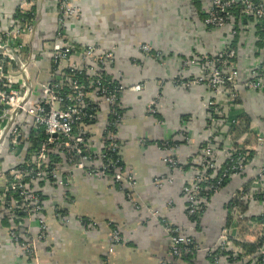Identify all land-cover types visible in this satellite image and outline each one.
Instances as JSON below:
<instances>
[{
    "label": "crops",
    "instance_id": "0c3cea01",
    "mask_svg": "<svg viewBox=\"0 0 264 264\" xmlns=\"http://www.w3.org/2000/svg\"><path fill=\"white\" fill-rule=\"evenodd\" d=\"M258 1L264 3V0ZM44 3L42 11L39 5L35 7L34 51L50 48L57 32L53 0H44ZM195 3L193 0L70 2L76 16L66 23L67 37L112 51L115 58L108 70L109 78L128 88L134 85L143 87L140 92L128 89L122 93V121L117 129L120 160L135 181L133 199L129 201L125 192L120 191L110 179L88 177L80 171L70 175L66 199L61 197L60 188L55 184L39 185L44 197L40 218L46 226L45 238H37L40 224L36 218L39 217L23 218L18 226L20 229H16L30 238L29 244L35 248L33 255L23 253L11 240L12 229L4 219L0 205V264L172 262L169 237L163 223L180 227L193 238L200 249L192 256L193 264H212L204 250L215 246L222 230L231 225L227 201L254 178L262 160V156L253 152V146L255 133L264 136V96L240 87L234 102H230L225 93L218 97L220 117L215 137L217 142H221L215 146V160L222 165L226 156L238 148L253 152L252 159L245 175L233 176L219 194L208 197L204 214L192 222L185 213L181 188L191 177L199 150L209 137L211 127H207L206 121L209 103L214 96L204 85L181 87L177 86L180 81L176 80L182 82V79L202 74L200 66L183 69V61L195 56L211 57L228 44L236 51L234 63L242 83L248 79L249 70L258 57L262 33L258 27L251 26L247 36L240 35L232 41L230 29L210 30L206 27V0ZM17 8L29 9L28 6L22 8L19 0H0L2 27L18 25L14 20ZM143 45L149 46L151 53H159L161 58L142 53L140 47ZM16 46L20 49L25 47L21 37ZM19 52L25 57L30 56L22 50ZM30 73L32 88L48 81L51 73L48 59L43 61L38 72L32 70ZM148 105L155 106L154 116L146 114ZM108 113L106 106L99 105L94 119L82 126L90 150L95 154L104 147L103 133ZM234 120L237 126L233 129L231 122ZM163 141L180 144L173 156L183 168L182 173L169 169L163 163L164 155L156 144ZM261 152L264 153V149ZM156 179H172V182L157 187L154 185ZM253 201L252 196V200L245 204L246 215L261 213L259 204L253 203L251 208ZM59 209L67 217L66 223L57 217ZM148 210L157 211V219ZM114 229L122 237L118 245L111 242ZM241 229L239 226L232 230L233 236L241 243L239 245L254 244L261 234L264 239V230L256 235ZM178 264L190 263L179 261Z\"/></svg>",
    "mask_w": 264,
    "mask_h": 264
},
{
    "label": "built area",
    "instance_id": "2783aa9c",
    "mask_svg": "<svg viewBox=\"0 0 264 264\" xmlns=\"http://www.w3.org/2000/svg\"><path fill=\"white\" fill-rule=\"evenodd\" d=\"M64 1L60 0L59 4ZM36 2L37 0H19L22 8L29 7L26 11L36 7ZM69 4L62 3L63 10L58 14L56 40L45 53L51 60V73L48 81L40 84L38 99L34 98L35 93L29 84L28 69L34 66V61L27 58L23 62L17 55L19 50L30 54V49L28 46L16 49L18 39L20 37L23 39L33 32L34 22L27 27L16 25L9 31L6 29L5 33H0V159L4 154L18 157L21 150L31 149L24 157L17 158L19 162L4 164V171L0 175L4 182L0 191V202L4 213L9 217V222L16 223L11 228L12 242L27 255H33L35 248L33 244H29L30 238L18 232L16 225H21L23 218L39 217L36 218L40 224L37 238L39 240L45 238L46 226L40 218L44 207L40 193L36 189L39 184H55L60 188L61 197L66 199L70 175L74 171H80L88 177L110 179L120 191L125 192L129 201L133 199L135 185L133 174L124 166H119L121 160L118 154L117 129L122 121L120 106L122 93L128 89L140 92L143 87L134 85L128 88L109 78L108 70L115 58L112 51H104L97 45L76 42L67 37V19L75 15ZM20 10L25 11L21 8ZM236 10L239 13L238 26H234L233 11ZM205 15L204 21L208 29L228 28L232 38L247 36L251 26L258 27L262 33L258 57L249 70L248 79L242 83L239 82V72L234 63L236 51L231 45L226 44L211 57L195 56L183 61V69L200 66L202 74L182 79V82L176 80L180 81L176 84L181 87L204 85L212 93L214 100L209 103V110L211 108L212 112L208 113L211 124L220 117L217 99L221 94L225 93L229 101L234 102L239 88L242 87L264 96V3L258 0H206ZM140 50L146 55L161 58L159 53H151L147 45L141 46ZM99 105H104L109 110L103 133L104 143L107 145L104 144L103 150L95 154L90 150L82 126L94 119ZM146 114L154 116L155 106L148 105ZM231 126L234 129L237 121H232ZM25 129L29 130L26 136L23 135ZM210 130L209 137L201 146L191 169L193 173L181 188L188 219L198 220L202 217L208 205V197L219 194L224 188L225 181L244 172L249 163L247 157L253 152L262 156V160L250 181L248 192L242 193V187L227 203L237 197L239 203L246 204L252 200L253 190L257 194L264 190V153L261 152L264 149V136L255 133L252 153L240 148L231 151L228 154L227 167L220 171L222 165L218 164L214 156L217 139L212 126ZM30 136L35 141V146L29 141ZM179 146L180 144L174 141L157 144L158 150L164 155L163 163L169 169L182 173L183 168L173 156ZM113 155L117 158H112ZM52 157L55 158V163L51 162ZM166 182H172V179H156L154 185L161 187ZM261 206V213L252 215L242 212L238 204L228 207L231 215L230 227L222 230L215 246L204 250L212 264H226L224 261L228 262V259L237 264H264V248L257 250L256 260L253 261V255L246 253L232 231L239 228L241 223L251 229H259L258 233L262 231L264 204ZM61 211L62 209H59L60 214L57 217L66 223L68 219ZM148 212L157 219L159 215L157 211ZM163 227L169 237V255L172 259V262L164 264H178L185 257H192L200 251L193 238L180 227H173L167 223H163ZM262 237L260 235L258 240ZM111 239L113 245L121 243L122 237L117 229L113 230ZM193 262L194 260L191 264Z\"/></svg>",
    "mask_w": 264,
    "mask_h": 264
},
{
    "label": "trees",
    "instance_id": "16d2710c",
    "mask_svg": "<svg viewBox=\"0 0 264 264\" xmlns=\"http://www.w3.org/2000/svg\"><path fill=\"white\" fill-rule=\"evenodd\" d=\"M194 2H198L199 0H193ZM195 3V4H196ZM234 12V14H235V16H234V20H235V23H234V26H238L239 25V13H238V11L236 10V11H233ZM206 17V16H205ZM34 19H35V6L34 7H32L31 9H30V11H22V10H20V8L18 9H16V11H15V14H14V20L17 22V24L18 25H20V26H22V27H27L28 26V24L30 25L32 22H34ZM240 37V36H239ZM230 39L232 40V41H235L236 39H237V37H234V38H232V37H230ZM230 43V42H229ZM109 79V78H108ZM40 90V89H39ZM38 97H39V91L38 92H36L35 93V95H34V98L35 99H38ZM209 112H212V109L210 108V110H209ZM208 112V113H209ZM121 113H122V111H121ZM216 118V117H215ZM217 122H218V119L216 120V121H214V123H211L210 124V122H209V120H207L206 121V125H207V127H211L212 126V129L215 131L214 133H216V124H217ZM28 129H25L24 131H23V135H25L26 136V134H28ZM215 136V135H214ZM213 136V137H214ZM30 142H32V146H35V141L32 139V136H30V140H29ZM103 141H104V137H103ZM160 142H157L156 144H159ZM105 145H107L106 143H104ZM103 144V145H104ZM217 144V143H216ZM218 145V144H217ZM33 150V149H32ZM31 151V149H29L28 151L27 150H21L19 153H18V157H20L21 156V158H22V156L24 157L25 155H26V153H29ZM252 154H250L248 157H247V161L248 162H250L251 161V159H252V156H251ZM6 159H4V160H6V162H4L5 164L7 163V162H11L12 161V159L14 158V160L13 161H17V162H19L18 161V157H16V156H14L13 155V157L12 156H10V155H6V154H4L3 155ZM117 158L115 155H113V157L112 158ZM114 158V159H115ZM228 156H226V158H225V160L223 161V164H222V166L220 167V171L221 170H224L226 167H227V163H228ZM119 159H120V157H119ZM51 162L52 163H55L56 162V160H55V158H53L52 157V159H51ZM249 164V163H248ZM119 166H123L122 165V162L120 163V165ZM1 168H4V164L2 163L1 164ZM233 178V177H232ZM231 178V179H232ZM230 179V180H231ZM230 180H227V181H225L224 183H223V187H225L228 183H229V181ZM44 183H41V184H39L40 186H42ZM249 184H250V182L249 181H247L246 183H245V185L243 186V188H242V193H247L248 192V190H249ZM40 186H37V191L40 193V196H41V199H42V202L44 201V197H43V195H42V193L40 192V189H39V187ZM263 189H264V187H263ZM262 192H260L259 190H257V192L259 193V194H257L256 193V191L255 190H253V199L255 200V201H253L252 202V205H251V208L254 206L253 205V203H255L256 205H262V204H264V190H261ZM208 196H210V195H208ZM207 196V197H208ZM228 204V203H227ZM233 204H238V206H239V208L242 210V212H245L246 210H247V206L244 204V203H239L238 202V200H237V197H234V199H232L230 202H229V204L227 205L228 207H230L231 205H233ZM258 205V206H259ZM249 207H250V205H249ZM5 216V215H4ZM22 218V217H21ZM4 219H5V221L7 220V218H6V216L4 217ZM189 220H191L192 222H196V219H189ZM15 227V226H14ZM12 228V227H11ZM16 228H18V229H20L19 227H18V225H16ZM242 246V248L244 249V250H246V253L247 254H252L253 255V261H255L256 260V252H257V250L258 249H260V248H264V239H260V240H258L256 243H254V244H242L241 245ZM191 259H192V257H190V256H187V257H185L184 259H183V261L184 262H186V263H190L191 264ZM193 261V260H192ZM228 263H231V264H237V262H235V261H232L231 259H228Z\"/></svg>",
    "mask_w": 264,
    "mask_h": 264
},
{
    "label": "rangeland",
    "instance_id": "374dc122",
    "mask_svg": "<svg viewBox=\"0 0 264 264\" xmlns=\"http://www.w3.org/2000/svg\"><path fill=\"white\" fill-rule=\"evenodd\" d=\"M72 0H65L64 2H61V4H59L60 3V0H53V4H54V7H55V9H56V15H57V24H56V28L58 29V26H59V22H58V14L63 10L62 9V3H64V4H66V5H68L70 2H71ZM46 2V1H45ZM36 5H39V9L42 11V9L43 8H45V3H44V0H37V2H36ZM76 15H73L72 17H70V18H68L67 19V21L69 20V19H71V18H73V17H75ZM7 29V31H9L11 28H10V26H7L6 28H4V27H2L1 25H0V33H5V30ZM57 33V32H56ZM17 34H14V36H16ZM33 38H34V26H33V32H31V33H29L25 38H23L22 39V41H24V45L25 46H27L28 45V47H29V49H30V56H27L26 55V57H25V55H23V54H21L20 52H18V56H19V58L23 61V62H25L26 61V59L27 58H32L33 59V61H34V66H30L29 67V69H28V74H29V77L31 78V71L32 70H36L37 72L39 71V69H40V67H41V65H43V61L44 60H47L48 59V61H49V63H50V66H51V60L49 59V57H48V55H45V53L48 51V49H49V47L48 48H46V47H44V48H41V49H39V50H33L32 49V43H33ZM55 40H56V35H55ZM55 42V41H54ZM52 46V45H51ZM50 46V47H51ZM16 49H19V47H17ZM34 51V52H33ZM40 82V81H39ZM47 81H43V82H41V83H38L37 84V88H32V90H33V92H38L39 91V86H40V84H42V83H46ZM34 85V84H33ZM35 92V93H36ZM219 142H221V141H218L217 142V144H219ZM4 159H6L5 157H2L1 159H0V175H1V173L4 171V168H1V164L5 161ZM3 164H5V163H3ZM247 172V168H246V170L243 172H241V174H240V176H244L245 175V173ZM4 186V182H2V180L0 179V189H2V187ZM39 186V185H38ZM36 189H37V187H36ZM1 199V198H0ZM0 205H1V207H2V211H3V213H4V210H3V206H2V204H1V202H0ZM261 208H262V206H261ZM4 215L6 216V218H7V223L9 224V227L11 228V227H13V225H15L16 223L14 222V223H10L9 222V217H8V215H6L5 213H4ZM14 220V219H13ZM264 224V223H263ZM240 226H242V229H243V231H245V233H249V231H252V232H254L256 235H258V231H259V229H251V227H246V224H240ZM241 229V230H242ZM264 230V227L262 228V231ZM261 235H263V234H261Z\"/></svg>",
    "mask_w": 264,
    "mask_h": 264
},
{
    "label": "water",
    "instance_id": "95a60500",
    "mask_svg": "<svg viewBox=\"0 0 264 264\" xmlns=\"http://www.w3.org/2000/svg\"><path fill=\"white\" fill-rule=\"evenodd\" d=\"M1 191V190H0Z\"/></svg>",
    "mask_w": 264,
    "mask_h": 264
}]
</instances>
